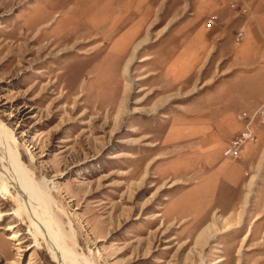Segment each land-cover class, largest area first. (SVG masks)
<instances>
[{"label":"rangeland","instance_id":"1","mask_svg":"<svg viewBox=\"0 0 264 264\" xmlns=\"http://www.w3.org/2000/svg\"><path fill=\"white\" fill-rule=\"evenodd\" d=\"M0 123L70 264H264V0H0ZM10 190L0 264H58Z\"/></svg>","mask_w":264,"mask_h":264},{"label":"bare ground","instance_id":"2","mask_svg":"<svg viewBox=\"0 0 264 264\" xmlns=\"http://www.w3.org/2000/svg\"><path fill=\"white\" fill-rule=\"evenodd\" d=\"M12 136L11 131L0 123V190L5 194H11L10 188L18 189L15 196L19 205L18 215L26 214L31 228L33 227L32 233L34 232L36 241L38 236H41L58 264H70L72 258L79 253L76 254L75 248L68 246L66 236L61 231L63 226L59 219L55 218L50 207L48 181L44 179L39 182L35 178L33 172L22 161L19 151L12 146L10 142ZM6 172L9 176H6Z\"/></svg>","mask_w":264,"mask_h":264},{"label":"built area","instance_id":"3","mask_svg":"<svg viewBox=\"0 0 264 264\" xmlns=\"http://www.w3.org/2000/svg\"><path fill=\"white\" fill-rule=\"evenodd\" d=\"M249 138H250L249 132L248 131H243L241 137L233 142L232 148H237V146L240 144L241 141L247 140ZM234 152L236 153L237 150L235 149Z\"/></svg>","mask_w":264,"mask_h":264}]
</instances>
